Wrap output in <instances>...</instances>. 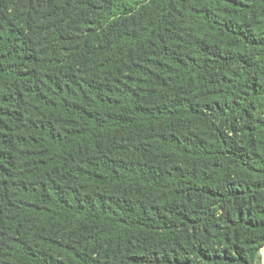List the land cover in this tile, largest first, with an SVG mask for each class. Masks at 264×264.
<instances>
[{
  "label": "trees",
  "instance_id": "16d2710c",
  "mask_svg": "<svg viewBox=\"0 0 264 264\" xmlns=\"http://www.w3.org/2000/svg\"><path fill=\"white\" fill-rule=\"evenodd\" d=\"M0 264H264V0H0Z\"/></svg>",
  "mask_w": 264,
  "mask_h": 264
}]
</instances>
